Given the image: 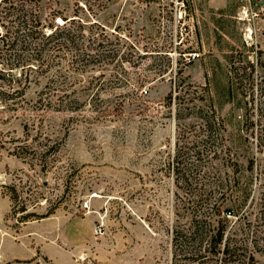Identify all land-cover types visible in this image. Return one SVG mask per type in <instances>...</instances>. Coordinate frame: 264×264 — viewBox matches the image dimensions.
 Returning <instances> with one entry per match:
<instances>
[{"label":"rangeland","instance_id":"1","mask_svg":"<svg viewBox=\"0 0 264 264\" xmlns=\"http://www.w3.org/2000/svg\"><path fill=\"white\" fill-rule=\"evenodd\" d=\"M39 14L76 19L75 43L0 72V213L16 236L22 214L56 209L37 219L44 249L33 230L32 254L0 264H172L194 210L232 205L247 182L256 206L264 97L237 89L231 60L264 79V0H41ZM206 100L223 125L202 145L192 107Z\"/></svg>","mask_w":264,"mask_h":264},{"label":"trees","instance_id":"2","mask_svg":"<svg viewBox=\"0 0 264 264\" xmlns=\"http://www.w3.org/2000/svg\"><path fill=\"white\" fill-rule=\"evenodd\" d=\"M40 3L41 0H0V63L6 66L0 68L3 75H10L9 72H12L13 68L21 65L31 68V61L45 58V50L49 44L59 49L66 42L75 43V29L69 27L68 22L74 24L76 19L68 20L63 16L66 22L62 25L54 20L46 25L40 18ZM47 27L52 31L48 33ZM101 44L99 43L98 47L87 46L85 49L81 47L82 54L88 53V50L99 51ZM231 70L234 72L237 89L243 95L254 97L255 93H259L264 97V79L256 83L254 64H243L242 59L237 62L231 60ZM183 81L176 85V91L186 87ZM187 85L188 88L192 87L191 84ZM166 99L169 105L172 104L173 94L169 93ZM203 106L205 107H192V112L206 133L205 138L199 142L207 145L218 137L215 133L222 128L223 123L211 101L206 100ZM260 134L262 146L264 133ZM199 152L200 150H197L195 153L198 155ZM16 153L25 157L18 151ZM253 164L252 161L249 167L251 170L254 169ZM259 178L263 191L256 206L251 202L249 209L246 207V200L251 194L247 182L240 187L242 198H237L232 205L214 201L208 204L204 211L194 210L186 228L174 229L172 264H260L256 253H264V168L260 169ZM11 199L14 201L16 197L11 195ZM250 207L253 209L250 210ZM55 209L51 208L45 213L28 211L21 215L18 222L49 217L54 214ZM26 210L24 206L21 209L22 212ZM251 215L254 217L250 218Z\"/></svg>","mask_w":264,"mask_h":264},{"label":"crops","instance_id":"3","mask_svg":"<svg viewBox=\"0 0 264 264\" xmlns=\"http://www.w3.org/2000/svg\"><path fill=\"white\" fill-rule=\"evenodd\" d=\"M8 209H5L0 213V258H26L32 254L31 241L33 240L32 236H28V233H32L34 230L35 240L37 241V246L40 249H44L43 241L48 235L47 227H44L39 220H29L19 225V232L14 230L16 236L8 235V229L4 228V218L5 213ZM10 211V210H9ZM10 232V231H9ZM6 233V234H5ZM19 239V240H18ZM59 245H56V251L58 253Z\"/></svg>","mask_w":264,"mask_h":264},{"label":"built area","instance_id":"4","mask_svg":"<svg viewBox=\"0 0 264 264\" xmlns=\"http://www.w3.org/2000/svg\"><path fill=\"white\" fill-rule=\"evenodd\" d=\"M84 206H85V208H88V207H89L88 203H85ZM96 232H97V233L102 232V228H101V226H100L98 229H96Z\"/></svg>","mask_w":264,"mask_h":264},{"label":"bare ground","instance_id":"5","mask_svg":"<svg viewBox=\"0 0 264 264\" xmlns=\"http://www.w3.org/2000/svg\"><path fill=\"white\" fill-rule=\"evenodd\" d=\"M95 196V195H94Z\"/></svg>","mask_w":264,"mask_h":264}]
</instances>
